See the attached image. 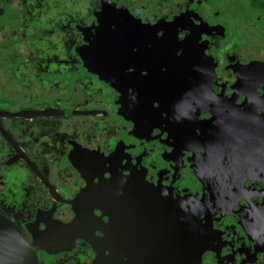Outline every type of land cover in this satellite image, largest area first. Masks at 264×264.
<instances>
[{
  "label": "flooded vegetation",
  "instance_id": "flooded-vegetation-1",
  "mask_svg": "<svg viewBox=\"0 0 264 264\" xmlns=\"http://www.w3.org/2000/svg\"><path fill=\"white\" fill-rule=\"evenodd\" d=\"M0 124L38 264H264V0H0Z\"/></svg>",
  "mask_w": 264,
  "mask_h": 264
},
{
  "label": "water",
  "instance_id": "water-1",
  "mask_svg": "<svg viewBox=\"0 0 264 264\" xmlns=\"http://www.w3.org/2000/svg\"><path fill=\"white\" fill-rule=\"evenodd\" d=\"M2 115L31 116L51 115L52 110L38 112L1 113ZM0 132L18 151L16 157H20V150L6 134L0 124ZM36 248L25 239L21 231L7 218L0 214V264H38Z\"/></svg>",
  "mask_w": 264,
  "mask_h": 264
}]
</instances>
